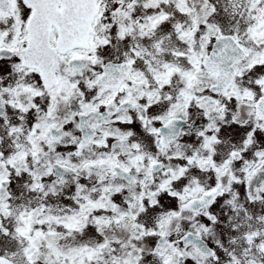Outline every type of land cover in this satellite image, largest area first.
<instances>
[{"label":"snow or ice","instance_id":"6c2138e0","mask_svg":"<svg viewBox=\"0 0 264 264\" xmlns=\"http://www.w3.org/2000/svg\"><path fill=\"white\" fill-rule=\"evenodd\" d=\"M0 264H264V0H0Z\"/></svg>","mask_w":264,"mask_h":264}]
</instances>
